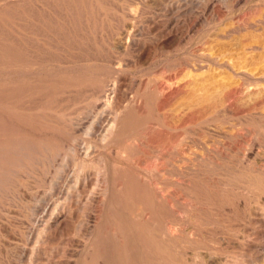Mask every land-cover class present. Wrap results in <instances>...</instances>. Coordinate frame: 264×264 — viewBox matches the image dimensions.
I'll use <instances>...</instances> for the list:
<instances>
[{
    "label": "rangeland",
    "instance_id": "374dc122",
    "mask_svg": "<svg viewBox=\"0 0 264 264\" xmlns=\"http://www.w3.org/2000/svg\"><path fill=\"white\" fill-rule=\"evenodd\" d=\"M0 173V264H264V0H0Z\"/></svg>",
    "mask_w": 264,
    "mask_h": 264
},
{
    "label": "bare ground",
    "instance_id": "6f19581e",
    "mask_svg": "<svg viewBox=\"0 0 264 264\" xmlns=\"http://www.w3.org/2000/svg\"><path fill=\"white\" fill-rule=\"evenodd\" d=\"M122 44V43H121ZM124 44V43H123ZM122 44V45H123ZM125 44H126V42H125ZM137 44V43H136ZM135 44V45H136ZM127 45V44H126ZM127 47V46H126ZM232 57V56H231ZM230 61V60H229ZM232 61V60H231ZM220 62V61H219ZM224 62V61H223ZM234 62V61H233ZM236 62V61H235ZM232 64V63H231ZM238 67V66H237ZM246 68V67H245ZM207 69V68H206ZM241 69V68H240ZM195 70V69H194ZM247 70V69H246ZM263 71V70H262ZM247 72V71H246ZM257 72V71H256ZM225 73V72H224ZM253 74V73H252ZM10 75V74H9ZM223 81V80H222ZM225 82V81H224ZM200 83V82H199ZM230 83V82H229ZM216 86V85H215ZM168 87V86H167ZM233 87V86H232ZM240 87V86H239ZM116 89V88H115ZM182 90V89H181ZM218 90V89H217ZM114 91V90H113ZM202 91V90H201ZM203 91H205V90H203ZM229 91V90H228ZM99 92V91H98ZM196 92H198V91H196ZM242 92V91H241ZM180 93V92H179ZM202 93H204V92H202ZM207 93L209 94V91H207ZM196 94H198V93H195V95ZM218 94V93H217ZM222 94V93H221ZM114 95V94H113ZM184 95V94H183ZM186 95V94H185ZM193 95V94H192ZM193 96H191V98H192ZM195 97H197V96H195ZM207 96H205V98H206ZM113 98H114V96L112 97V102H113ZM111 99V98H110ZM209 99V98H208ZM223 99V98H222ZM165 101V100H164ZM206 101H207V98H206ZM214 101V100H213ZM217 101V100H216ZM198 102V101H197ZM212 102V101H211ZM110 103V102H109ZM108 103V104H109ZM139 103V102H138ZM160 103V102H159ZM163 103V102H162ZM107 104V106L108 107H110V104L108 105ZM208 104V103H207ZM217 104V103H216ZM216 104H214V105H216ZM206 104H205V99H203V98H201V100H199V104L197 105V106H200V108H202V109H204L205 110V108H206V106H205ZM208 105H210V103L208 104ZM212 105V104H211ZM210 105V106H211ZM220 105V104H219ZM126 108H128V107H126ZM132 108V107H131ZM211 108V107H210ZM119 109V108H118ZM128 109H130V108H128ZM193 109V108H192ZM212 109V108H211ZM121 110H123V108L121 109ZM125 110V109H124ZM127 110V109H126ZM157 110V109H156ZM191 110V109H190ZM217 110V109H216ZM119 112H120V110H119ZM116 113V111H115V113L116 114H114V117L111 119V121H110V123L108 124V126H107V128L105 129V132H104V134L102 135V139L104 140V141H109V142H111V144L112 143H116L117 141H119L118 139H119V137H121L123 134H124V132L127 130V122H128V119H129V114L127 113V112H120V113ZM129 112V111H128ZM168 112V111H167ZM177 114V113H176ZM188 114V113H187ZM213 114V113H212ZM209 115H211V114H209ZM186 116V115H185ZM137 118V117H136ZM135 121V120H134ZM172 122V121H171ZM157 125V124H156ZM165 125H166V123H165ZM164 125V126H165ZM168 125H172V124H167L166 126H168ZM174 125V124H173ZM153 126H155V125H153ZM158 126V125H157ZM170 126H168V128H170V130L172 129ZM157 128V127H156ZM159 129V128H158ZM163 129V128H162ZM162 129H161V131H162ZM166 129V128H165ZM154 130V129H153ZM128 131H129V129H128ZM160 131V130H159ZM152 133V132H151ZM158 133H160V132H158ZM167 133V132H166ZM165 133V137H160V140H159V143H161V144H159L158 146H157V148L155 147V146H153L154 148H153V150H155L154 152H157L158 153V155H157V159L159 160V162H158V164L156 165V168H155V172L157 173V175H156V177L159 179L157 182L160 184H162V188H161V185L159 186V184L157 185V183H156V185H155V187L154 188H157V189H154L155 190V193L152 195V196H150V197H148V198H143L142 197V201L145 203V207H146V209H149V214H150V217L152 218V219H154V217L157 215V213H158V208H157V205L158 204H161L160 206L161 207H164L163 206V204L162 203H159L158 202V200H159V197H156L158 194H160L158 191V194L156 195V190H159V191H162L161 192V196L160 197H162L166 202H167V204L168 203H171L172 201H170L171 200V198H172V193L174 194V196H173V198L174 197H176V195H175V193H174V191L173 192H171L170 190H172L173 188L176 190V188L175 187H173V188H171V189H169L170 188V186H174V181H176V180H169L168 179V175H170L171 174V170L172 169H170V168H172V166H170L169 167V165L170 164H168L169 163V160H170V153H172L171 152V149H169V147H168V145H169V143H170V141H172L171 140V138H172V136L171 135H169L170 133H167L166 134ZM156 134V133H155ZM164 134V133H163ZM128 135V134H127ZM162 135V134H161ZM168 135V136H167ZM129 136V135H128ZM174 136V135H173ZM158 137V136H157ZM7 140H9V139H7ZM48 142V141H47ZM144 143V142H143ZM1 144H3V143H1ZM140 144H142V142L140 143ZM20 147V146H19ZM156 148V149H155ZM49 149V148H48ZM14 151V150H13ZM138 152V151H137ZM140 160V159H139ZM79 163V162H78ZM81 163V162H80ZM102 163V162H101ZM171 163V162H170ZM10 165V164H9ZM81 165H82V168H84V166L86 165L87 166V164H86V162L84 163V162H82L81 163ZM89 166V165H88ZM104 167V166H103ZM104 169H105V167L103 168V171H104ZM102 170V169H101ZM1 174V173H0ZM109 175V174H108ZM164 175H167L165 178H167L168 180H166V179H164L163 180V178L161 179V177L163 176L164 177ZM172 177V176H171ZM184 179V178H183ZM183 181V180H182ZM177 183H178V187L180 188V186H179V180L178 181H176ZM175 182V183H176ZM186 182V181H185ZM189 182V181H188ZM182 182L180 181V184H181ZM150 185V184H149ZM152 185H154V184H152ZM186 185V184H185ZM185 185L183 186V187H185ZM189 184L187 183V186H188ZM158 186V187H157ZM176 186V185H175ZM186 186V187H187ZM190 186V185H189ZM193 186V185H192ZM151 187V186H150ZM177 187V186H176ZM186 187H185V189H186ZM146 188H148V186L146 187ZM191 188H194V187H191ZM148 189H150V188H148ZM173 189V190H174ZM181 189H182V187H181ZM184 189V188H183ZM182 189V190H183ZM184 189V190H185ZM188 189V188H187ZM195 189V188H194ZM151 190H153V188H151ZM151 190H149V191H151ZM193 190V189H192ZM186 192H187V190H185ZM175 192H177V191H175ZM107 193V192H106ZM149 193V192H148ZM189 193V192H188ZM106 196H107V194H105ZM159 196V195H158ZM132 198V197H131ZM138 199V198H137ZM176 198H174V199H172V200H175ZM104 202V201H103ZM163 202V201H162ZM176 202H177V200H176ZM176 202H175V204H176ZM179 203H180V201H178ZM177 202V203H178ZM182 202V201H181ZM100 203V202H99ZM158 203V204H157ZM191 203V202H190ZM97 204V203H96ZM166 204V205H167ZM183 204V203H182ZM173 206V208H175L176 207V205L174 206V204H172ZM186 205V204H185ZM65 206V205H64ZM113 206V205H112ZM190 206H192V204L190 205ZM63 207V206H62ZM102 207V206H101ZM167 207V206H166ZM172 207H168V208H172ZM187 208H188V206H186ZM55 208V207H54ZM165 208V207H164ZM172 208V209H173ZM56 209V208H55ZM63 209H64V207H63ZM94 209V208H93ZM161 209V208H160ZM181 209V208H180ZM186 209V208H185ZM60 210H62V209H60ZM96 210V209H95ZM103 210V209H102ZM137 210V209H136ZM170 210V209H169ZM184 210V209H183ZM188 209H186V211H187ZM58 211V210H57ZM62 211H64V210H62ZM168 211V210H167ZM185 211V210H184ZM139 212V211H138ZM170 212V211H169ZM174 212H177V210H173V213ZM53 213V212H52ZM66 213V212H65ZM95 213V212H94ZM130 213V212H129ZM140 213V212H139ZM168 213V212H167ZM185 213V212H184ZM135 214V213H134ZM146 214V213H145ZM159 214V213H158ZM186 214H187V212H186ZM52 215V214H51ZM60 215V214H59ZM65 215V214H64ZM131 216H132V214H130ZM171 215H172V213H171ZM55 216H57V213H56V215ZM105 216V215H104ZM170 216V215H169ZM64 218V217H63ZM137 218V217H136ZM142 218V217H141ZM173 218H174V214H173ZM64 219H66V218H64ZM55 220V219H54ZM57 220V219H56ZM136 220V219H135ZM149 220V219H148ZM174 220V219H173ZM64 221V220H63ZM66 221V220H65ZM64 221V222H65ZM175 221V220H174ZM152 222V221H151ZM155 222V221H154ZM56 223H58V222H56ZM150 223V222H149ZM148 223V224H149ZM165 223H167V222H165ZM48 224V226H49V222L48 221H46V223L44 224L45 226ZM52 224V223H51ZM65 224H66V222H65ZM159 224V223H158ZM162 224V223H161ZM168 224L169 223H167L166 225L165 224H163L164 225V227L162 226V228H165V230H167L168 229ZM53 225H55V224H53ZM58 224H56V226H57ZM151 225H154V224H151ZM157 225V224H156ZM47 226V227H48ZM64 226V225H63ZM155 226V225H154ZM152 227V228H155V227ZM96 227V226H95ZM158 228L159 227H161L160 225H158L157 226ZM49 228V227H48ZM171 227H169V229H170ZM157 229V228H156ZM160 229V228H159ZM158 229V231H160ZM150 230H152V229H150ZM161 230H164V229H161ZM164 230V231H165ZM172 230V229H171ZM163 231V232H164ZM169 231V230H168ZM181 231V230H180ZM98 231L97 230H95V232L93 233V235H94V237L91 239L92 240V242H91V245H87L88 247H87V253H89L90 255H95V253H96V248L95 247H97V244H98V240H96V237H97V233ZM104 232V231H103ZM152 232V231H151ZM162 232V233H163ZM173 232V231H172ZM177 232H179V230L177 231ZM146 233V232H145ZM153 233H154V236H156L157 237V234H156V232H154L153 231ZM165 233V232H164ZM118 234V233H117ZM147 234V233H146ZM166 234H167V232H166ZM169 234V233H168ZM167 234V235H168ZM178 234V233H177ZM163 235V234H162ZM165 235V234H164ZM170 235V234H169ZM168 235V236H169ZM174 235V237H175V234H173ZM96 236V237H95ZM174 237H173V239H174ZM121 238H123V237H121ZM151 238V237H150ZM159 238V237H158ZM161 238V237H160ZM164 238V237H163ZM176 238V237H175ZM165 239V238H164ZM90 240V241H91ZM123 240V239H122ZM160 240H163V239H160ZM171 240V239H170ZM175 240V239H174ZM100 241V240H99ZM172 241V240H171ZM123 243V242H122ZM152 243V242H151ZM87 244H89V242L87 243ZM105 244V243H104ZM157 244V243H156ZM100 245V244H99ZM154 245V244H153ZM161 245V244H160ZM86 246V245H85ZM121 246H124V245H121ZM151 246H152V244H151ZM150 246V247H151ZM101 247V246H100ZM120 247V246H119ZM115 248V247H114ZM123 250V249H122ZM127 250V249H126ZM123 252V251H122ZM126 252V251H125ZM145 253V252H144ZM124 255V254H123ZM85 256H86V254H85ZM216 262V261H215Z\"/></svg>",
    "mask_w": 264,
    "mask_h": 264
}]
</instances>
